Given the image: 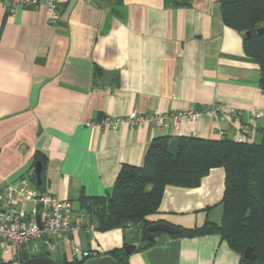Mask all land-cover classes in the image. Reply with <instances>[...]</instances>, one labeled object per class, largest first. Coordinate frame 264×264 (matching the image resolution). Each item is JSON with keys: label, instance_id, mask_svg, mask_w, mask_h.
Wrapping results in <instances>:
<instances>
[{"label": "crops", "instance_id": "crops-1", "mask_svg": "<svg viewBox=\"0 0 264 264\" xmlns=\"http://www.w3.org/2000/svg\"><path fill=\"white\" fill-rule=\"evenodd\" d=\"M60 18L51 24L43 7L0 5V199L8 185L32 181L35 155L43 156L44 191L72 203L69 235L91 257L124 247L123 232H100L80 210L79 197L111 193L122 165L142 166L151 141L179 137L259 141L264 111L260 70L243 52L242 34L224 24L220 0H190L170 7L164 0H60ZM234 108L239 118L217 121L168 120L161 129L145 123L104 130V116L132 110L160 114L202 111L211 104ZM246 128L250 133H241ZM36 189V188H35ZM224 171L211 169L195 188L166 186L160 220L177 228L219 224ZM14 204L29 212L20 196ZM84 214V218L81 217ZM129 255L128 264H239V256L218 235L173 238L159 234L152 247ZM50 250L37 239L30 258L57 263L83 259L65 239ZM0 264H15L0 255Z\"/></svg>", "mask_w": 264, "mask_h": 264}, {"label": "trees", "instance_id": "trees-1", "mask_svg": "<svg viewBox=\"0 0 264 264\" xmlns=\"http://www.w3.org/2000/svg\"><path fill=\"white\" fill-rule=\"evenodd\" d=\"M119 3L121 0H96ZM170 7H186L190 0H164ZM224 24L242 34L243 52L256 61L260 70L259 86L264 91V0H220ZM258 142L233 140L223 133L219 139L179 137L171 148L168 137L151 141L142 166L122 165L112 191L102 197H79L80 210L96 229L105 232L121 229L124 246L128 236L142 251L153 246L148 241V227L160 220H152L158 212L166 186L197 187L211 169L224 171V191L221 199L222 216L219 224L210 221L199 227L179 228L173 238L218 235L237 256L239 264H264V119ZM43 171V156L35 155ZM32 181L39 192L44 191ZM161 233L154 234V239ZM247 247L256 259L245 260ZM118 264H128L123 247L106 253ZM23 261L29 259L22 257ZM88 258L62 264H83ZM60 264V263H59Z\"/></svg>", "mask_w": 264, "mask_h": 264}, {"label": "built area", "instance_id": "built-area-1", "mask_svg": "<svg viewBox=\"0 0 264 264\" xmlns=\"http://www.w3.org/2000/svg\"><path fill=\"white\" fill-rule=\"evenodd\" d=\"M60 0H0L7 12L14 13L17 8L43 7L51 24H56L60 18ZM203 115L209 116L217 121H225L228 118L236 119L241 115L240 111L228 108L222 112L219 105L211 104L204 110L178 111L175 113L165 112L160 114H141L132 110L123 118L104 116L95 124L104 130H114L119 127H137L140 124H151L157 129L171 120L175 125L181 120H198ZM250 117L254 121L264 119V111H251ZM241 133H250L246 128ZM33 175V174H32ZM20 196L30 201L33 206L26 212L21 206L14 204V198ZM84 218V214H81ZM74 228V210L72 203L61 200L50 194L39 192L35 188L25 184L8 185L0 199V255L10 256L15 264H22L23 256L30 258L33 245L37 239L42 240L44 247L54 250L56 243L51 240L65 239L69 242L73 254H81L83 258H90L91 254L82 251L68 237Z\"/></svg>", "mask_w": 264, "mask_h": 264}, {"label": "water", "instance_id": "water-1", "mask_svg": "<svg viewBox=\"0 0 264 264\" xmlns=\"http://www.w3.org/2000/svg\"><path fill=\"white\" fill-rule=\"evenodd\" d=\"M262 130H259V133H261ZM41 171H42V165L40 162H36L34 165V175L35 180L37 184L41 183ZM148 241L154 240V234L161 233V234H167V235H177L180 230L177 227L171 226L167 223L161 222V223H155L148 227ZM137 248V245H126L123 247L124 254L126 256L131 255ZM243 259L245 260H255L256 255L253 253V249L251 247H247L243 253ZM22 264H59L55 262L54 260L48 258V257H33L29 258L22 262ZM83 264H118L112 257L108 255L104 256H98V257H92L87 260Z\"/></svg>", "mask_w": 264, "mask_h": 264}, {"label": "rangeland", "instance_id": "rangeland-1", "mask_svg": "<svg viewBox=\"0 0 264 264\" xmlns=\"http://www.w3.org/2000/svg\"><path fill=\"white\" fill-rule=\"evenodd\" d=\"M171 145V144H170ZM172 147V146H171ZM89 259V258H88Z\"/></svg>", "mask_w": 264, "mask_h": 264}]
</instances>
